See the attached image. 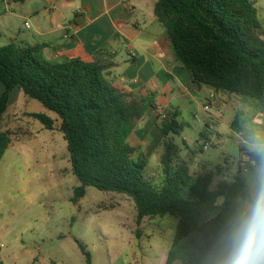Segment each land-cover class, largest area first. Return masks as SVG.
I'll list each match as a JSON object with an SVG mask.
<instances>
[{
	"label": "trees",
	"instance_id": "16d2710c",
	"mask_svg": "<svg viewBox=\"0 0 264 264\" xmlns=\"http://www.w3.org/2000/svg\"><path fill=\"white\" fill-rule=\"evenodd\" d=\"M154 14L195 85L236 95L264 114V27L262 31L252 1L157 0ZM42 50L17 43L0 47V81L5 86L0 96V163L13 142L2 130L3 117L11 92L20 88L58 115L71 170L80 182L74 201L85 196L87 187L125 194L135 204L138 227L145 218L178 219L165 264H215L231 224L250 197L246 180L237 175L211 189L213 174L205 172L193 181L189 163L174 143L173 136L184 131L175 115L165 120L163 180L151 184L145 179L147 157L128 140L154 106L153 97L117 87L109 78L108 70L115 67L110 60L54 62ZM29 116L45 129H55L56 121L48 115ZM232 128L242 132L237 120ZM80 247L91 264L89 253Z\"/></svg>",
	"mask_w": 264,
	"mask_h": 264
},
{
	"label": "rangeland",
	"instance_id": "374dc122",
	"mask_svg": "<svg viewBox=\"0 0 264 264\" xmlns=\"http://www.w3.org/2000/svg\"><path fill=\"white\" fill-rule=\"evenodd\" d=\"M250 1L263 31L264 0ZM149 2L144 0V7ZM27 5L12 3V11L19 17L0 11V47L20 44V38L28 34L25 22L29 19L21 16H25ZM220 95L225 103L219 101L203 111L201 107L210 99L196 93L194 103L181 110L178 120L184 131L173 136L174 143L189 163L193 181L200 174L212 173L210 188L214 189L240 175L251 193L260 165L251 145L255 138H264L263 114L236 95ZM27 101L29 110L40 107L59 120L40 102L28 97ZM235 120L241 133L231 127ZM9 132L13 142L0 163V240L3 255L9 258L7 264H87L80 245L89 253L91 264H165L177 218H149L138 227L135 206L94 187H87L85 196L74 201L80 182L72 173L63 134L46 130L35 119L17 121ZM203 133L209 139L204 140ZM152 138L157 142L159 137ZM200 142L207 143L208 148ZM145 179L155 186L163 180L161 159L156 154L146 168Z\"/></svg>",
	"mask_w": 264,
	"mask_h": 264
},
{
	"label": "crops",
	"instance_id": "0c3cea01",
	"mask_svg": "<svg viewBox=\"0 0 264 264\" xmlns=\"http://www.w3.org/2000/svg\"><path fill=\"white\" fill-rule=\"evenodd\" d=\"M156 2L150 0L144 7V0H26L25 16H21L29 19L25 22L29 32L19 40L21 46H43V56L54 62L72 58L91 62L95 57L110 60L115 67L108 70L109 78L117 87L138 96H152L154 106L147 110L129 138L130 144L144 154L149 163L155 154L161 158L164 151L165 120L175 115L179 119L182 108L196 100V93L210 99L209 104L201 107L203 111L210 110L219 101H227L221 98L219 91L195 85L191 73L176 60L175 44L154 14ZM12 3L0 0V11L19 17L17 11H12ZM4 91L5 86L0 81V96ZM35 109L29 110L27 96L20 88H15L10 94L2 130L10 133L17 121L33 119L29 116L31 113L48 115L40 107ZM55 121V129L50 131L59 130L60 122ZM253 122H258V118ZM152 135L159 137L157 142ZM203 135L204 140L209 139L207 134ZM110 193L112 197L124 198L130 207L135 206L131 198ZM0 245V264H7L9 258L6 253L3 255L2 240Z\"/></svg>",
	"mask_w": 264,
	"mask_h": 264
},
{
	"label": "clouds",
	"instance_id": "9594fccd",
	"mask_svg": "<svg viewBox=\"0 0 264 264\" xmlns=\"http://www.w3.org/2000/svg\"><path fill=\"white\" fill-rule=\"evenodd\" d=\"M251 149L260 158L253 190L231 224L215 264H264V138H255Z\"/></svg>",
	"mask_w": 264,
	"mask_h": 264
},
{
	"label": "built area",
	"instance_id": "2783aa9c",
	"mask_svg": "<svg viewBox=\"0 0 264 264\" xmlns=\"http://www.w3.org/2000/svg\"><path fill=\"white\" fill-rule=\"evenodd\" d=\"M206 108V110H208L209 109V107L207 106V107H205ZM208 148V144L206 143L205 145H204V149H207ZM1 245H0V249H1Z\"/></svg>",
	"mask_w": 264,
	"mask_h": 264
}]
</instances>
